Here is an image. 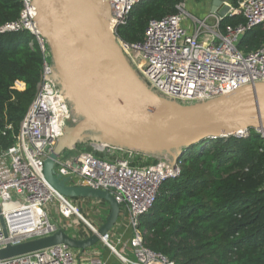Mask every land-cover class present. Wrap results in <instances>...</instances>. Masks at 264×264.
Returning <instances> with one entry per match:
<instances>
[{
  "label": "built area",
  "instance_id": "built-area-1",
  "mask_svg": "<svg viewBox=\"0 0 264 264\" xmlns=\"http://www.w3.org/2000/svg\"><path fill=\"white\" fill-rule=\"evenodd\" d=\"M139 1L107 0L110 28L115 34ZM20 2L18 18L1 25L0 32L29 31L34 36L29 46L36 44L40 50L42 68L36 93L20 121L13 144L0 150V216L6 229L4 235L0 223V247L6 242L18 243L48 235L58 228L79 231L64 221L56 223L49 216L50 207L64 219L80 215L78 205L53 190L43 176L44 159L63 127L74 120L69 103L53 78L54 66L46 41L36 29L33 0ZM228 4L226 16L242 15L244 23L221 30L220 22L225 16L209 11L203 19H197L185 11L183 0L176 4L173 14L149 19L140 40L127 42L116 35L117 42L151 89L181 103L209 100L247 84L264 82V45L248 52L237 47L247 30L264 23V0H236V6L229 0ZM185 18H190V25L183 24ZM256 131L264 137V130ZM248 132L238 136L245 137ZM104 149H110L112 154L104 158L90 152L61 155L55 162V170L69 184L108 189L119 202V218H125L131 230L128 248L132 258L126 256L122 247L118 253L108 243L110 231L100 240L117 255L120 264H175L145 246L139 219L152 208L163 182L179 176V157L172 160L155 157L148 164H133L136 158L142 159L141 153L116 146ZM91 200L89 204L96 209V201ZM87 225L90 232L96 230ZM91 252L81 251L86 256L82 263L73 249L59 244L0 260V264H106L101 256Z\"/></svg>",
  "mask_w": 264,
  "mask_h": 264
},
{
  "label": "water",
  "instance_id": "water-1",
  "mask_svg": "<svg viewBox=\"0 0 264 264\" xmlns=\"http://www.w3.org/2000/svg\"><path fill=\"white\" fill-rule=\"evenodd\" d=\"M224 1L211 0L210 11L226 16L230 5ZM33 4L36 29L54 66L53 78L79 115L78 121L63 127L44 159V180L61 196L104 201L108 214L85 238L58 228L48 235L6 242L0 247V260L59 244L85 251L115 226L121 205L108 189L69 184L55 170L56 160L84 139L102 148L168 153L174 159L186 147L207 139L264 130V82L189 104L166 98L146 84L120 48L110 28L107 0H33ZM0 223L5 235L1 216Z\"/></svg>",
  "mask_w": 264,
  "mask_h": 264
},
{
  "label": "trees",
  "instance_id": "trees-1",
  "mask_svg": "<svg viewBox=\"0 0 264 264\" xmlns=\"http://www.w3.org/2000/svg\"><path fill=\"white\" fill-rule=\"evenodd\" d=\"M181 1L140 0L116 35L140 40L149 19L173 14ZM20 10V0H0V26L16 20ZM244 22L242 15L225 16L220 29ZM33 40L27 30L0 32V150L13 144L36 93L42 54L36 44L29 46ZM261 45L264 23L247 30L237 47L248 52ZM16 82L24 88H15ZM75 149L106 156L84 144ZM178 162L179 176L163 182L152 208L139 219L145 246L175 264H264V137L250 129L245 137L207 139L186 147ZM99 203L103 222L108 205ZM90 234L80 229L75 237Z\"/></svg>",
  "mask_w": 264,
  "mask_h": 264
},
{
  "label": "rangeland",
  "instance_id": "rangeland-1",
  "mask_svg": "<svg viewBox=\"0 0 264 264\" xmlns=\"http://www.w3.org/2000/svg\"><path fill=\"white\" fill-rule=\"evenodd\" d=\"M210 1L211 0H185V11L187 13L191 14L192 16L196 17L197 19H203L207 15V13H209V11H210V6H209ZM208 23H211V21L208 20ZM183 24L185 26L190 25L191 24L190 18L183 19ZM16 88L19 90L22 89L21 85H17ZM69 106H70V111H71V117L74 121H69L68 125H72L76 121L79 120V115L77 113H75L74 110L71 108L72 104L69 103ZM78 144L88 145L94 151H96V150L102 151L104 154H106V156L112 154L110 149L105 150L104 148L101 147L100 144L97 145L96 143H92L88 139H84L81 143H78ZM76 152H77L76 149L73 148L72 150L65 151L62 154V156L63 157L71 156V155H74ZM140 156H142V159L136 158L134 160V163L148 164L155 157H164L167 160H172L171 155L168 153H154V154L147 153V154H141ZM73 202L76 203L78 205V207L80 208L79 214L83 217V219L86 222L83 219H81L79 217L80 215H78V214L77 215L73 214L70 218H65V219L63 217L61 218L60 216H58L57 212L53 210L52 207H50V213H49V216L51 217V219L53 221H55L56 223L58 222V224H61L64 221V224L69 223L72 226H74L76 229H78V230L83 229L85 231H87V230L89 231L88 225H87L88 223L91 224L92 226L96 227V228L102 223L101 222L102 220H100V215L102 213L98 214V212H96V209L94 208V206L92 204L90 205V204H87L85 202H81L80 200H77V202L76 201H73ZM118 219H119V221L117 220V222L119 225L116 228V224H117V222H116L115 226L110 231V234L108 236L107 241H108V243H110V245H112L118 251V253H120L119 250L122 247L124 249V251L126 252V256H128L131 259L132 253L128 248V239L130 237L131 230H130V227H128V225H127V220H125L122 217L118 218ZM74 230L75 229L69 227V229H68L69 234H71L73 236L78 235V232H74ZM85 251H86V254H91L92 253L91 251H95V254L104 255L107 258V260H109L110 262H113L114 264L115 263L120 264V262L117 258V255L114 252H111V249L101 240L95 246H93L89 249H86ZM73 252H75L74 254L78 255V258L82 260V263L84 261H86L84 258V257H86L84 253H81V251H79V250H73ZM106 264H108V263L106 262Z\"/></svg>",
  "mask_w": 264,
  "mask_h": 264
},
{
  "label": "crops",
  "instance_id": "crops-1",
  "mask_svg": "<svg viewBox=\"0 0 264 264\" xmlns=\"http://www.w3.org/2000/svg\"><path fill=\"white\" fill-rule=\"evenodd\" d=\"M17 85H21V87H22V89L24 88V84L22 83V82H17ZM86 200H87V198H85V199H82V200H80L81 202H86ZM95 200V199H94ZM93 200H90V203L92 202ZM96 201V203H97V207H96V212H98V214H101L102 213V210H103V208L101 207V205L99 204V202H98V200H95ZM95 208V207H94ZM98 210V211H97ZM125 219V218H124ZM126 220V219H125ZM118 221H119V219H118ZM118 222H117V224H116V228L118 227ZM127 225H128V223H127ZM115 228V229H116ZM95 252V251H94ZM99 256H101L108 264H114L113 262H110L109 260H107V258L104 256V255H102V254H98ZM116 264V263H115Z\"/></svg>",
  "mask_w": 264,
  "mask_h": 264
},
{
  "label": "flooded vegetation",
  "instance_id": "flooded-vegetation-1",
  "mask_svg": "<svg viewBox=\"0 0 264 264\" xmlns=\"http://www.w3.org/2000/svg\"><path fill=\"white\" fill-rule=\"evenodd\" d=\"M139 74V73H138ZM81 198H79V200H80ZM82 200V199H81Z\"/></svg>",
  "mask_w": 264,
  "mask_h": 264
}]
</instances>
